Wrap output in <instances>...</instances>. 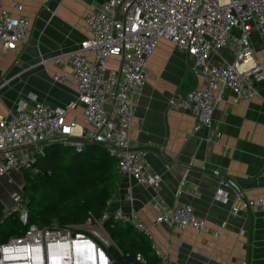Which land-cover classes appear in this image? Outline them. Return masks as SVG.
<instances>
[{
	"label": "built area",
	"instance_id": "built-area-1",
	"mask_svg": "<svg viewBox=\"0 0 264 264\" xmlns=\"http://www.w3.org/2000/svg\"><path fill=\"white\" fill-rule=\"evenodd\" d=\"M7 1L9 9H0V46L4 52L19 53L29 41V18L23 0ZM82 19L87 38L78 48L52 57L55 62L65 58L69 71L57 73L53 79L75 86V99L64 106L19 102L13 113L0 115V179L8 177L11 183L16 170L37 171V155L51 142L81 151L91 140L107 148L121 175L158 188L162 178L149 169L146 151L132 147L130 130L136 98L147 81L148 62L162 39L186 53L192 60L191 72L202 78L203 87L168 100L170 109L194 116L195 133L212 127L221 89L228 88L236 102H249L259 93L256 82L264 78V68L251 45V35L258 31L264 38V0H108ZM226 47L235 50V60L213 64L212 55ZM113 58L120 60V66L108 69ZM78 107L83 108L82 124L67 122L69 110ZM76 127L81 134L76 135ZM219 138L216 131L208 140L212 145ZM221 198L223 192L217 194ZM11 200L0 224L16 216L25 229L0 240V264H113L107 250L113 242L104 226L107 215L101 220L90 215L80 225L84 228L55 223L40 226L28 223L23 193L12 192ZM254 205L252 200L237 201L231 211L245 213ZM261 205L264 207V200ZM155 208L160 212L155 224L197 231L207 228L191 205ZM111 219L145 235L163 264H170L152 228L136 215L117 210ZM136 260L145 262L141 253Z\"/></svg>",
	"mask_w": 264,
	"mask_h": 264
},
{
	"label": "crops",
	"instance_id": "crops-1",
	"mask_svg": "<svg viewBox=\"0 0 264 264\" xmlns=\"http://www.w3.org/2000/svg\"><path fill=\"white\" fill-rule=\"evenodd\" d=\"M106 1L23 0L29 41L19 53L4 52L0 46V115L13 113L19 102L64 106L75 99V86L53 79L69 71L65 58L55 62L52 57L80 46L89 34L82 17ZM1 7L9 9L8 1L0 0ZM251 45L264 68V38L258 31L252 33ZM235 56V50L226 47L211 60L218 65L233 62ZM191 65L188 55L167 39L150 57L147 81L136 98L130 139L134 149L146 151L149 169L162 181L154 188L121 175L106 215L111 217L117 210L136 215L152 228L170 264H264V78L256 82L259 93L249 102H236L228 88L221 89L212 127L195 133L194 116L168 106L170 98L203 87ZM119 66L118 58L107 64L108 69ZM82 112V107L69 110L67 122L81 125ZM216 131L220 138L211 145L208 139ZM75 133L81 134L80 127ZM219 192L223 199H217ZM245 200L255 205L233 214L232 206ZM186 204L205 220L206 230L155 224L160 213L155 205Z\"/></svg>",
	"mask_w": 264,
	"mask_h": 264
},
{
	"label": "trees",
	"instance_id": "trees-1",
	"mask_svg": "<svg viewBox=\"0 0 264 264\" xmlns=\"http://www.w3.org/2000/svg\"><path fill=\"white\" fill-rule=\"evenodd\" d=\"M34 171H27L22 185L29 208L28 223L78 227L90 215L101 220L108 203L118 190L121 174L107 148L86 142L78 151L74 146L51 142L38 153ZM6 223V222H4ZM14 227L0 232V240L22 233L25 226L15 218ZM107 234L114 245L107 247L113 264H162L150 240L132 227L104 220ZM86 231V230H82ZM141 253L145 262L136 260Z\"/></svg>",
	"mask_w": 264,
	"mask_h": 264
},
{
	"label": "rangeland",
	"instance_id": "rangeland-1",
	"mask_svg": "<svg viewBox=\"0 0 264 264\" xmlns=\"http://www.w3.org/2000/svg\"><path fill=\"white\" fill-rule=\"evenodd\" d=\"M41 59L45 60V58L43 57H41ZM26 172L27 171L24 170H18L17 173L12 176L13 180L11 183L8 182L7 178L0 179V220L4 218L3 214L8 208V205L12 204L10 201L11 193L15 191H20L21 193H23L22 185L24 183V175ZM15 218L16 216L10 217L7 221H5L6 223L0 224V232L6 231L8 228L14 227L13 223ZM53 223L58 224L56 220H54ZM82 227L84 228L85 226H78V228ZM101 231L104 232L103 229H101ZM105 236L107 237V235Z\"/></svg>",
	"mask_w": 264,
	"mask_h": 264
},
{
	"label": "water",
	"instance_id": "water-1",
	"mask_svg": "<svg viewBox=\"0 0 264 264\" xmlns=\"http://www.w3.org/2000/svg\"><path fill=\"white\" fill-rule=\"evenodd\" d=\"M92 143H95V144H97L96 142H94V141H92Z\"/></svg>",
	"mask_w": 264,
	"mask_h": 264
},
{
	"label": "bare ground",
	"instance_id": "bare-ground-1",
	"mask_svg": "<svg viewBox=\"0 0 264 264\" xmlns=\"http://www.w3.org/2000/svg\"><path fill=\"white\" fill-rule=\"evenodd\" d=\"M43 62V61H42Z\"/></svg>",
	"mask_w": 264,
	"mask_h": 264
}]
</instances>
